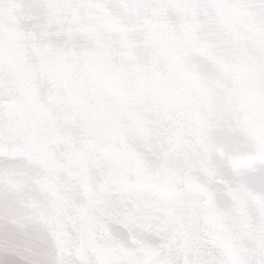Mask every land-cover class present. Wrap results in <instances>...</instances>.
<instances>
[{
    "label": "snow or ice",
    "instance_id": "obj_1",
    "mask_svg": "<svg viewBox=\"0 0 264 264\" xmlns=\"http://www.w3.org/2000/svg\"><path fill=\"white\" fill-rule=\"evenodd\" d=\"M0 264H264V0H0Z\"/></svg>",
    "mask_w": 264,
    "mask_h": 264
}]
</instances>
